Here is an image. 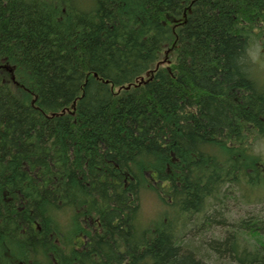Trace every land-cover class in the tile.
<instances>
[{"label": "trees", "instance_id": "16d2710c", "mask_svg": "<svg viewBox=\"0 0 264 264\" xmlns=\"http://www.w3.org/2000/svg\"><path fill=\"white\" fill-rule=\"evenodd\" d=\"M255 41L264 0H0V264H264Z\"/></svg>", "mask_w": 264, "mask_h": 264}, {"label": "rangeland", "instance_id": "374dc122", "mask_svg": "<svg viewBox=\"0 0 264 264\" xmlns=\"http://www.w3.org/2000/svg\"><path fill=\"white\" fill-rule=\"evenodd\" d=\"M251 53L257 63L255 75L260 79L261 82L264 83V47L259 42L255 41L251 47ZM253 149L262 154L264 157V141H256ZM229 205L233 210L234 216L237 214L236 217L245 216L244 218H248L249 216L260 211H263V213L261 214L262 216H264V204L262 203H243L241 201H236L233 199L230 200ZM155 206L156 204L154 198L147 196L142 203L143 213L145 215H149L152 211H154ZM212 226L213 227H210L211 229L209 230L202 229L200 231H197V233L195 234L196 236L194 237V240L197 241V243L199 242L201 237H203L202 239L207 245L204 244L202 245V247H200L199 245L198 246L200 248H204L205 252L206 249H209L208 246L210 245V241L212 240L211 231L216 230L223 232L224 224L222 223V220L214 222ZM226 235L227 233L222 234L223 237H225ZM262 242L264 243V239L262 240ZM217 264H231L229 263V256L227 254L225 256H220V261H217Z\"/></svg>", "mask_w": 264, "mask_h": 264}]
</instances>
